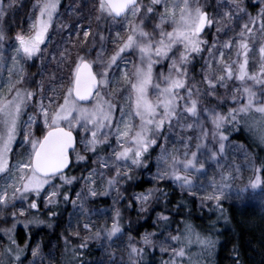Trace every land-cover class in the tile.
Returning a JSON list of instances; mask_svg holds the SVG:
<instances>
[{
	"label": "snow or ice",
	"instance_id": "6c2138e0",
	"mask_svg": "<svg viewBox=\"0 0 264 264\" xmlns=\"http://www.w3.org/2000/svg\"><path fill=\"white\" fill-rule=\"evenodd\" d=\"M62 7V0H36L27 32L10 36L14 0H0V209L21 206L10 214L11 227L0 228L7 240L0 245V264H25L29 249L33 260L28 264H35L40 245L31 248L29 233V242L21 247L17 227L52 228L62 206L69 205L73 211L63 237V264H94L85 258L93 243L105 250L108 264H118L111 251L117 241L127 256L126 260L121 256L119 264H152L145 257L156 252L168 256L160 264H206L222 243L216 224L221 218L227 222L224 202L233 198L240 204L252 202L258 191L264 198V160L257 165L244 152L252 172L247 184L236 183L241 165L232 163L227 171L220 167L230 149L244 150V145L232 143L233 135L264 148V42L258 47L254 42L257 36L264 40V0H216L215 6L209 0H92L90 4L74 0L68 5L72 15L83 13L85 7L88 13L73 24L59 25V32H67L63 47L45 57ZM84 19H95L98 27L101 20L116 22L125 35L105 37L92 31L91 23H79ZM147 27L152 30L146 31ZM212 29L215 34L209 44L203 37ZM221 35L227 38L220 39ZM108 40L114 51L105 61L102 53ZM6 43L13 49L10 57L3 55ZM93 51L96 60L90 59ZM131 53L138 54L139 64L129 72L125 56ZM37 58L56 61L57 67L67 65L66 91L53 87L54 74L47 85L41 82L35 90L25 87L24 66ZM197 58L203 61L198 81L189 75ZM165 64L167 74L154 73L157 65ZM229 83L235 84L231 100L219 99V89ZM125 92L127 103L120 104L117 97ZM205 99L218 103L202 106ZM228 102L235 106L217 110ZM177 128L196 135L176 136ZM209 162L219 168L212 176L206 167ZM81 168L79 176L70 174ZM137 172L149 173V184L170 182L194 198L202 192L200 207L210 205L208 210L217 219L200 230L183 219L173 235L167 231L172 223L165 214L168 201L156 211L167 193L160 187H145ZM133 188L139 191L129 192ZM109 197L112 202L105 208L87 206ZM125 201V208L138 215L148 213L151 206L155 219L150 227L157 230L140 231V225L130 234L131 222H123L118 207ZM94 216L103 217V223ZM3 219L7 222L9 217ZM149 219L144 216L145 223ZM72 239L79 243L72 245ZM232 252L233 264H243L239 246L234 245Z\"/></svg>",
	"mask_w": 264,
	"mask_h": 264
},
{
	"label": "trees",
	"instance_id": "16d2710c",
	"mask_svg": "<svg viewBox=\"0 0 264 264\" xmlns=\"http://www.w3.org/2000/svg\"><path fill=\"white\" fill-rule=\"evenodd\" d=\"M66 1L67 0H62L63 5H65ZM35 2L36 0H14V9L9 16V23L12 25L11 32L9 33L10 36H15L18 31L27 32L28 26H26V24L32 16L33 4ZM62 9H64V7H62L61 10ZM249 11L251 12L252 9L249 8ZM8 47L6 43L4 45L5 54ZM37 68L36 66H34L33 69L27 67L28 76L34 78L36 82L40 79L47 85L51 77V72L43 73L41 66ZM231 140L244 145V149L252 158L254 157L257 165L260 160H264V148L257 147L243 136L233 135ZM195 143L196 141L193 140V144ZM141 173L142 172H137L136 175L140 177ZM145 174L146 173L140 178L144 182V186L149 187L150 184L147 183L148 179L145 177ZM156 187L162 188L167 193L166 197H161V208H157L156 211H160L164 207L165 200L168 201L166 205L168 211L165 214L170 216L172 223L171 228L167 231H171L173 235L176 234L175 229L179 226L178 222L183 219H188L193 225L197 226L198 230L207 227L211 221L217 219L216 215L209 212L208 209L210 205H206L203 208L200 207V201L197 196L194 198L190 192L181 190L177 185L170 182H162L157 184ZM131 191H139V189H129V192ZM129 192H124V195H129ZM111 202L112 201L107 198V200L90 202L87 206L89 208H105L111 204ZM126 204L127 201H125L124 204L118 205V207L122 210L124 217L123 222L126 225L131 222L133 232L130 234L134 235L135 229L140 225H142L140 231H144L145 229L151 231L157 230L150 227L152 220L155 219V212L152 211V208L148 215L151 219L145 223L144 219H137L139 215L135 210H127L125 208ZM224 208L226 209L227 222L224 218H221L216 224V229L221 233L218 239L222 243L217 246L216 251L206 261V264H233L232 249L234 245L239 246L240 258L243 264H264V206H236L225 201ZM60 211V217L51 221L53 224L52 228L42 226L41 228L33 227L31 229H23L21 226H18L15 232L16 239L21 247L29 242V233L31 248L36 241L41 247L43 246V252H47L51 243L54 242L55 264H63L65 253L63 237L68 234L66 229H68L69 214L73 209L71 205L67 206L66 209L62 206ZM23 219L24 218H21V220ZM93 219L97 220L98 223L104 220L103 217L97 218L95 216ZM73 223H75V220H73ZM1 225L2 223H0V228H2ZM0 241L2 245L7 243L6 238L2 235H0ZM70 243L76 245L79 241L72 239ZM122 247L119 241H117L111 249V251L116 253L118 264L121 256H123L125 260L127 259L126 253L122 251ZM30 251L31 249H29L28 259L31 257ZM193 251H197V249L194 248ZM85 258L93 261L94 264H99L100 261H104V264H108L109 259L105 254V250L100 249L95 243L91 245L90 251L86 254ZM145 259L152 261V264H160L161 260H167L168 256H162L159 252H156L155 255L146 256Z\"/></svg>",
	"mask_w": 264,
	"mask_h": 264
},
{
	"label": "rangeland",
	"instance_id": "374dc122",
	"mask_svg": "<svg viewBox=\"0 0 264 264\" xmlns=\"http://www.w3.org/2000/svg\"><path fill=\"white\" fill-rule=\"evenodd\" d=\"M74 0H67L65 5H64V9H60V13L61 15L58 16L55 20V24H56V28H54L53 30H51V39L50 42L47 45L46 48V53H45V57H47L49 54H52L54 52V49L57 46H60L61 48L63 47V38L67 36V32H59L58 28L60 24H73L75 23L78 19L80 15H86L88 13V8L85 7L84 8V12L83 13H78L76 15H72V10L68 7V5L73 4ZM92 2V0H89V4ZM144 3H148V0H143ZM76 4L80 3V0H75ZM201 3H203V0H201ZM209 3L213 6L216 5V0H209ZM246 3V0H245ZM242 6H244V4H242ZM212 9V10H211ZM209 11H213V8H209ZM32 17V16H31ZM30 17V18H31ZM29 18L26 26H30L31 23V19ZM137 23L139 21H136ZM158 21L153 20L152 23H157ZM79 23L81 24H89L91 23V27H92V31H100L105 37H108L109 34L111 33L112 36H114L117 32L121 33V35H125L124 30L119 26L118 23L116 22H112V21H103L101 20L99 22V27L97 25V22L95 21V19H84V20H80ZM27 28V30H28ZM146 31H151V27H147L145 29ZM167 30H171L170 28H168ZM238 31V29H237ZM18 32H22V31H18ZM17 33V32H16ZM215 34V29H212L210 33H206L205 36L203 37L204 39L209 41V44H211L212 42V35ZM229 36L232 35L231 32H229L228 34ZM227 37L221 35L220 39H226ZM254 42L257 43V47L259 46V43L264 42V40H262L259 36L254 38ZM105 51L102 53V58L103 60H107L109 58V56L112 54V52L114 51V45L111 42V40H108L105 43ZM96 51H100L99 48V44H97V48ZM96 51H93L90 59L91 60H96ZM13 49L8 47L6 49V54L5 52L3 53V55L5 57H10L12 55ZM205 56H207V52L204 53ZM233 59H235V56L233 54ZM125 60L128 62L127 65V70L129 72H131L132 68H133V64H139V60H138V54L137 53H131L125 56ZM194 66H191L189 68V75L190 76H194L195 79L198 81L200 80V67L201 64L203 63V61L198 60ZM34 66L40 67L42 68V72L43 73H50L51 72V77L53 76V74L56 77V83L53 85V87H56L57 89H62L64 91H66L67 87H69V79H70V74H69V70L67 65L65 64H60L59 67L56 66V61H51L47 58H37L35 59L34 62H29L28 64H26L25 67V74L28 76V72H27V67H29V69H33ZM121 69H124V63L121 62L120 65ZM38 69V68H37ZM94 70L96 71L97 68L94 67ZM159 72H164L165 74H167V69H166V64L164 67H161L160 65H157L156 68H154V73H159ZM4 76L7 77V72H4ZM117 76H119V72H117ZM43 82L42 80H36L34 78H32L31 76H28V82H26L25 87L35 90L37 88V86L39 85V83ZM235 86L234 83H229L228 87L225 88H221L219 89L218 93H217V97L221 100H225V101H230L231 100V90L232 88ZM117 87L116 85H113V88ZM47 95H51V92H47ZM154 95V94H153ZM117 101L120 104H125L127 103V93L125 92L122 96H118L117 97ZM62 102V101H61ZM45 103H47V100H45ZM218 103V100L213 99V100H207L205 99L204 101H202V106H206V107H214L216 106ZM85 107H91L90 104H85ZM235 105L231 104L230 102L225 103L223 105L222 108H217L218 111H226L228 108L230 107H234ZM29 114H32L31 111L29 112ZM192 120H188V123H192ZM207 126V125H206ZM195 135V133L193 132H181V130L179 128H177L175 130V135L176 136H180V135ZM233 144H239L235 141H232ZM193 144V150H195ZM169 148L173 147V144L171 142H169ZM177 147L179 145H176ZM78 150H80V146L78 145ZM157 151H159V149H157ZM246 150L244 149L239 150V149H230L228 155L221 160L220 162V167H223L225 171L228 170V166L232 163L235 164H239L241 165V172H240V179H237L236 183L238 185L240 184H247L249 177L252 175V172L249 170V164L247 162V159L244 155V152ZM21 152V149L19 147L16 148V153L17 159H20L21 157L19 156V153ZM247 152V151H246ZM248 153V152H247ZM81 154L83 155V151H81ZM74 155V154H73ZM251 159H254V157L252 158V156L250 155ZM255 160V159H254ZM256 162V161H255ZM257 164V163H256ZM206 167L208 168V175L212 176L213 174H216L219 172V168L217 167V165L215 163L209 162L208 165H206ZM83 170V168L79 169V170H75L72 173H70L71 175H76L79 176L81 174V171ZM153 172L155 171V168L153 167ZM86 174V173H85ZM144 176V172L141 173L140 177ZM150 174L146 173L145 177H147V179H149ZM217 179L219 178V176L217 175L216 177ZM203 179V178H202ZM82 183V182H81ZM157 184H150L149 187H156ZM123 189H121V192L124 194V192L122 191ZM185 191V190H183ZM195 191V190H193ZM188 192V191H187ZM116 193L114 192L112 194V196H115ZM200 195H203L202 192H196V196L199 197ZM109 199L112 201V198L109 197ZM229 203H232L236 206H257L260 207V205L264 206V198H261L259 195V191L257 192L255 199L252 202H248V203H244V204H240L238 203L234 198L231 200H226ZM21 206L18 204L17 207L15 209L9 208V209H0V223H2V228H6V227H11L13 221L10 218V214L13 211H18L19 208ZM151 206H149V211L148 213L145 214H141L138 216V220H143L145 215H149L151 212ZM8 216L9 219L7 220V222L4 221L3 217ZM94 218V217H93ZM21 219V218H20ZM74 220V219H73ZM23 221V220H21ZM99 223H103V222H99ZM173 234V233H172ZM39 244L38 242H34L32 245V248H35L36 245ZM0 245H2L1 241H0ZM40 245V244H39ZM54 248H55V243L52 242L51 245L49 246V249L47 252H43V246L41 247L40 245V252L39 255L35 258V264H55V253H54ZM33 257L31 256L27 261H25V264H28L29 261H32ZM208 263V262H207Z\"/></svg>",
	"mask_w": 264,
	"mask_h": 264
},
{
	"label": "water",
	"instance_id": "95a60500",
	"mask_svg": "<svg viewBox=\"0 0 264 264\" xmlns=\"http://www.w3.org/2000/svg\"><path fill=\"white\" fill-rule=\"evenodd\" d=\"M93 71H95L94 68H93Z\"/></svg>",
	"mask_w": 264,
	"mask_h": 264
}]
</instances>
